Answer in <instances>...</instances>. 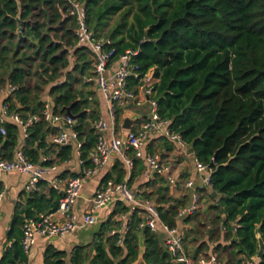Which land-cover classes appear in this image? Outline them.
I'll use <instances>...</instances> for the list:
<instances>
[{
    "label": "trees",
    "instance_id": "1",
    "mask_svg": "<svg viewBox=\"0 0 264 264\" xmlns=\"http://www.w3.org/2000/svg\"><path fill=\"white\" fill-rule=\"evenodd\" d=\"M79 1L86 8L93 36L112 41L113 59L131 49L137 51L132 63L139 71L153 68L160 117L169 120L170 130L211 169L210 189H198L200 202L208 196L211 203L200 217L199 209L184 219L193 223L184 234L186 250L194 256L212 250L224 264H242L256 255L258 236L264 241V0ZM69 7L68 0H0V88L16 86L6 100L23 117L41 114L46 103L53 114L66 115L65 107L71 104L74 114L85 111L73 129L82 141L80 157L87 164L95 143L92 122L99 116L95 91L85 90L92 83L84 81L93 72V57L88 47L77 45L76 19L66 14ZM115 14L120 19L103 34ZM122 114L116 107V125ZM20 132L18 125L8 123L6 134L0 133L2 158L12 157ZM56 132L48 122L38 121L28 128L21 149L31 161L40 162L39 150L52 146L56 158L65 160L72 145L59 147L45 141ZM158 140L167 150L173 148L166 137L160 135ZM127 153L133 160L131 181L144 163L131 149ZM114 168L113 179L123 181L124 161ZM110 178L112 174H107L105 180ZM39 183L16 212L14 225L58 207L62 193L52 188L49 195L44 189L37 191ZM146 186L152 190L143 194L155 201L160 219L176 225L177 211L188 196H172L170 182L162 174H155ZM114 205L111 216L128 211L122 202ZM140 220L137 210L131 213L129 230L117 245L113 236L103 239L118 224L110 217L90 251L75 246L67 263L66 252L51 246L44 263L138 264L142 239L146 264H174L157 234L139 229ZM21 237L22 231L4 253V262L25 259Z\"/></svg>",
    "mask_w": 264,
    "mask_h": 264
},
{
    "label": "built area",
    "instance_id": "2",
    "mask_svg": "<svg viewBox=\"0 0 264 264\" xmlns=\"http://www.w3.org/2000/svg\"><path fill=\"white\" fill-rule=\"evenodd\" d=\"M70 7L66 14L75 17V34L78 46H86L92 53L93 72L85 78V82H91L102 93L107 104L108 113L113 122H115L116 107L123 110L121 123L125 116V107L131 105L133 111L143 100L148 104L149 110L143 119L134 127V123L129 130H126V138L123 135L106 136L109 126L101 116H98L92 122L95 143L88 156V163L84 164L79 173L68 178L64 183L59 180H50V185L55 191H62V197L58 202L55 211L62 214L61 220L53 218V212L43 214L40 217L24 219L21 229L22 237L20 244L25 257L29 254L31 247L35 243V235L45 237H63L68 233H73L81 228L94 225L96 223L95 213L101 210H108L111 213V207L116 202H122L127 205L128 211L116 214L115 221L118 223L115 227L109 229L108 234L115 238L116 244L120 245L123 238L129 230L130 216L134 211H138L141 220L138 223L139 229H149L157 233L161 230L164 234L163 247L169 255L172 263L175 264H224L214 251L210 250L205 254L194 256L189 253L184 246V225L183 220L194 215L200 209V193L193 190L190 200L179 207L176 215V225L170 226L160 219L157 204L152 199L142 198L139 191L129 186L128 182L116 181L113 178L107 179L89 199L87 210L82 215L75 212L74 207L81 195L84 184L92 176L96 175L106 164L112 154L120 155L124 161L126 170L131 173L133 160L124 154L125 147L130 148L137 159L144 161V167L141 174L146 179H151L155 174L166 173V179L169 178L170 166L162 160L160 152H145L144 149L149 138L152 135H162L170 142L176 144L179 148L187 151L188 146L182 141L178 133L172 132L169 128V120L160 117L157 111V102L154 98V83L157 78L154 76L153 68L141 72L138 66L132 63V56L137 51L126 49L118 56V63L113 67L112 41L108 38H95L86 21V8L79 0H68ZM106 46H110L108 49ZM135 81V83L132 82ZM16 89L15 85L8 84L0 88V133L6 134V125L13 123L19 126L22 133L23 142L27 137L28 128L34 123L44 120L51 127L58 131L50 136V143L56 146L74 145L77 153L80 154L82 141L78 138L77 132L73 129L76 120L69 115L53 114L49 103L41 114H29L22 116L19 111L12 108L6 98ZM135 112V111H133ZM115 126V123H113ZM122 128V127H121ZM125 131V130H124ZM123 142L125 147L123 148ZM49 160V157L43 155L40 162L31 161L21 148L14 150L9 159L0 156V179L4 173L17 171L28 175L25 190L29 193L37 189V185L47 173L56 168L55 165H45L42 162ZM195 171L201 177V187L210 189L209 166L194 157ZM186 187H192V181L185 183ZM2 193H0V199ZM18 264H27L26 260ZM242 264H260V259L256 255L243 261Z\"/></svg>",
    "mask_w": 264,
    "mask_h": 264
},
{
    "label": "crops",
    "instance_id": "3",
    "mask_svg": "<svg viewBox=\"0 0 264 264\" xmlns=\"http://www.w3.org/2000/svg\"><path fill=\"white\" fill-rule=\"evenodd\" d=\"M113 63V67H115V65L118 63V58L113 59ZM93 91H95L98 105L102 107V110H98V114L99 116L104 118V120L107 122V125L109 126L108 130L105 133L106 136L111 137L112 134L122 136L125 131L119 126V124H115L114 126L113 123L115 122L112 121L108 113L107 104L102 96L101 91L95 85ZM133 109V111H135V113L140 116V119L135 121L134 123V127H136L146 115L147 111L149 110V107L148 104L143 100L138 106H135ZM50 136L51 134L47 135L45 139L48 145L50 144ZM159 136L160 135H152L149 138L144 151H158L162 154L163 162L170 166L168 174L172 182L170 183L169 193L174 197L187 195L188 200H190V196L193 190H198L199 188H201L202 184L200 175H198L195 171L194 154L189 153L188 149L187 151L182 150L176 144L170 141L169 142L172 143L173 148L171 150H167V148L163 145V142L158 140ZM22 144L23 138L22 133H20L19 144L17 145V147L14 148V150L21 148ZM72 147L73 151L71 155L65 160H58L56 158V150H54L52 146H47L44 149L39 150L40 159L43 155L48 156L49 160L51 161L50 165H55L56 168L47 173L45 177L40 180L41 184L39 183L37 191L44 189L43 192L49 195V190L52 188L50 185V180L56 179L59 180L61 183H64L68 178L76 175L81 171L83 167V162L81 161L83 159H81L80 154L77 153L74 145H72ZM127 149L128 148L125 147L124 154L128 157H131L129 156L130 154L127 153ZM122 160L123 159L120 155L112 154L108 158L106 164L100 169V171L86 181L83 186L81 195L78 198V201L74 207L75 212L78 213L79 216L86 212L89 204V199L92 197L95 191L104 184V182L106 181L105 177L107 176V174H112V178L115 177L116 171L114 167L117 163ZM142 162L144 163L143 160ZM141 172L142 170L138 174H136L131 181H129L130 173L126 170L123 180L127 181L130 187L137 189L142 198H146L145 194L149 193L152 189L146 186V182L149 179H146L141 174ZM27 178L28 175L24 173L11 171L4 173L0 179V185L2 188L0 192L2 193V197L0 199V264H18L21 261L19 259H15V261L13 262H4L3 255L6 250L11 247L14 241H16V239L21 235V226L14 225V217L16 212L26 205L27 200L29 198V193L25 190ZM150 180H152V178ZM187 181H192L193 186L186 187L185 183ZM60 192L62 193V191ZM144 192L145 194H143ZM114 209L115 205L111 207V211H113ZM111 213H108V210L98 211L97 213H95L96 223L94 225L81 228L73 233H68L63 237H45L38 234L35 235V243L31 247L29 254L25 257L24 260L27 261V264H45V251L48 247L52 246L57 250H64L67 254L65 257V261L69 263L71 251L75 246H83L88 251H90V247L97 238L98 233L101 229V225L106 222L110 217L112 223L116 222V215L111 216ZM43 214L44 213L37 214L35 215V217L32 218L36 219ZM23 215L24 214L21 213V216ZM53 218L56 220H61L62 214L58 211H55L53 213ZM183 225L185 227L184 231L186 233V231L191 226L189 225V223H185L184 220ZM156 234L161 244H163V232L159 230ZM159 235L161 237H159ZM107 236H110L108 232L103 235V239H106Z\"/></svg>",
    "mask_w": 264,
    "mask_h": 264
},
{
    "label": "water",
    "instance_id": "4",
    "mask_svg": "<svg viewBox=\"0 0 264 264\" xmlns=\"http://www.w3.org/2000/svg\"><path fill=\"white\" fill-rule=\"evenodd\" d=\"M21 31V28L19 27V32ZM131 105H127L125 107L126 111H125V116L123 118V121L121 123V127L123 130H125V133L123 134V139L126 138V130H129L131 128V125L134 123L135 120L138 119V115L137 113L133 112L130 110ZM65 111L66 114L69 115L73 120H77L79 118L80 115H82L85 111H82L80 113L74 114L72 112V104L65 107ZM123 148L125 147V143L123 142ZM188 152L189 153H193V148L192 147H188ZM163 175L166 177V173H163ZM212 196L215 197L216 193L213 192ZM263 250H264V241L262 240V238L260 236H258V251L256 253V257L261 259L262 254H263ZM143 251H144V246H143V242L140 239L139 241V251H138V259L136 261V263L138 264H146L144 259H143ZM175 264V263H174Z\"/></svg>",
    "mask_w": 264,
    "mask_h": 264
},
{
    "label": "rangeland",
    "instance_id": "5",
    "mask_svg": "<svg viewBox=\"0 0 264 264\" xmlns=\"http://www.w3.org/2000/svg\"><path fill=\"white\" fill-rule=\"evenodd\" d=\"M120 19V15L119 14H115L112 16V18L109 20V24L102 30L103 34H105L107 32V30L112 27L113 25L116 24V22ZM131 19V15H129V20ZM107 36H104L103 38H106ZM94 89V85L93 84H90L89 86H87L85 88V90H91L93 91ZM98 110H102V107L100 105H98ZM211 203V200L208 198V196L204 197L203 200L201 201V205H200V210L198 211V217H200V215L206 210V208L208 207V205ZM190 226L193 225L192 222L189 223ZM159 237H161L159 235ZM216 243H214L213 241L211 242L210 244V247L213 249L214 245Z\"/></svg>",
    "mask_w": 264,
    "mask_h": 264
}]
</instances>
